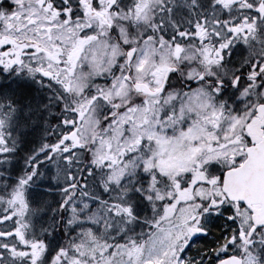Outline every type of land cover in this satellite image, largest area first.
<instances>
[{"label": "snow or ice", "instance_id": "6c2138e0", "mask_svg": "<svg viewBox=\"0 0 264 264\" xmlns=\"http://www.w3.org/2000/svg\"><path fill=\"white\" fill-rule=\"evenodd\" d=\"M0 264H264V0H0Z\"/></svg>", "mask_w": 264, "mask_h": 264}, {"label": "rangeland", "instance_id": "374dc122", "mask_svg": "<svg viewBox=\"0 0 264 264\" xmlns=\"http://www.w3.org/2000/svg\"><path fill=\"white\" fill-rule=\"evenodd\" d=\"M25 150H27V149H25ZM211 238H207L205 240H210ZM201 241H202L201 238H195V239L191 240L190 245H189V253L188 254L194 253L197 249H200L202 251V248L200 246L202 244Z\"/></svg>", "mask_w": 264, "mask_h": 264}, {"label": "flooded vegetation", "instance_id": "af4514ba", "mask_svg": "<svg viewBox=\"0 0 264 264\" xmlns=\"http://www.w3.org/2000/svg\"><path fill=\"white\" fill-rule=\"evenodd\" d=\"M215 255V254H214Z\"/></svg>", "mask_w": 264, "mask_h": 264}]
</instances>
